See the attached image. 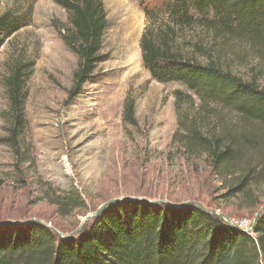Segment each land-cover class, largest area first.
Wrapping results in <instances>:
<instances>
[{
	"label": "trees",
	"instance_id": "16d2710c",
	"mask_svg": "<svg viewBox=\"0 0 264 264\" xmlns=\"http://www.w3.org/2000/svg\"><path fill=\"white\" fill-rule=\"evenodd\" d=\"M54 2L67 11L72 26L64 40L79 57L70 91L77 98L101 61L106 11L102 0ZM154 11L141 39L144 67L155 81L188 89L174 93L173 144L188 159L206 157L219 178L234 177L232 192L253 200L251 189L264 185V0H169ZM22 25L13 12L0 16V49ZM194 31L204 38L185 40L181 47L180 40ZM238 46L245 52L235 51ZM246 57L255 63L248 78L234 70ZM32 69L17 60L6 79L5 142L21 164L27 162L22 139ZM124 111L125 121L137 125L135 103L127 100ZM48 198L61 216L86 209L76 189L50 192ZM252 232L191 204L122 201L70 239L39 224L0 227V264H264V213Z\"/></svg>",
	"mask_w": 264,
	"mask_h": 264
},
{
	"label": "rangeland",
	"instance_id": "374dc122",
	"mask_svg": "<svg viewBox=\"0 0 264 264\" xmlns=\"http://www.w3.org/2000/svg\"><path fill=\"white\" fill-rule=\"evenodd\" d=\"M102 1L107 28L101 61L74 98L70 91L79 57L64 40L72 28L67 11L54 0H0V16L13 12L23 21L0 49V224L42 222L61 238L75 237L104 205L132 199L202 207L228 216L253 235L264 210V185L251 189L250 200L232 192L234 177L219 178L206 157L188 159L172 142L178 129L174 93L188 89L177 82L159 83L144 67L142 35L155 17L153 9L169 0ZM199 35L205 36L186 34L180 46ZM128 46L133 49L130 64L123 58ZM17 60L33 65L25 87L23 164L5 142L10 117L6 79ZM245 60L234 70L248 78L255 63ZM127 100L135 103V126L124 119ZM70 189L81 193L86 209L61 216L48 196Z\"/></svg>",
	"mask_w": 264,
	"mask_h": 264
},
{
	"label": "water",
	"instance_id": "95a60500",
	"mask_svg": "<svg viewBox=\"0 0 264 264\" xmlns=\"http://www.w3.org/2000/svg\"><path fill=\"white\" fill-rule=\"evenodd\" d=\"M132 199H124L123 201H131ZM134 201H139V200H134ZM141 201H143V202H148V203H153V202H149V201H147V200H141ZM118 203H120V201L119 200H114V201H111V202H109V203H107L106 205H104L100 210H99V212L97 213V215L96 216H98V215H100V214H102L106 209H108V208H110L111 206H113V205H116V204H118ZM154 204V203H153ZM186 206V204H179V205H172V204H170V207H174V208H182V207H185ZM199 208H201V209H203L202 207H199ZM204 210V209H203ZM208 212V211H207ZM209 213H211L212 215H214V216H217V217H219L220 219H222L225 223H227L228 225H230V226H232V227H236V225H234V223L231 221V219L228 217V216H225V215H222V214H219L218 212H209ZM264 213V210H262L261 212H260V214L258 215V217H257V220H258V218L261 216V214H263ZM93 218V216H89V217H87V219L85 220V222H87L88 220H90V219H92ZM39 223V225H42V226H45V227H48V228H50V229H52L54 232H56V230L53 228V227H51V226H48L47 224H45V223H42V222H38ZM256 223V222H255ZM6 225H10V224H8V223H6V224H0V227H3V226H6ZM82 229V228H81ZM253 229H254V226H253V228H252V230L251 231H253ZM245 232V231H244ZM62 236V235H61ZM63 237V236H62ZM64 239H70V238H72V237H63Z\"/></svg>",
	"mask_w": 264,
	"mask_h": 264
},
{
	"label": "bare ground",
	"instance_id": "6f19581e",
	"mask_svg": "<svg viewBox=\"0 0 264 264\" xmlns=\"http://www.w3.org/2000/svg\"><path fill=\"white\" fill-rule=\"evenodd\" d=\"M135 21V20H134ZM133 21V22H134ZM136 22V21H135ZM137 24V23H136ZM131 30V29H130ZM126 33H128V32H126ZM129 34V33H128ZM136 37V36H135ZM131 41V40H130ZM133 42H135V41H133ZM129 43V42H128ZM127 43V44H128ZM131 43V42H130ZM130 45V44H129ZM131 46V45H130ZM130 46H128V47H130ZM128 49V48H127ZM132 51H133V49L130 47V49L128 50V52H127V56L126 57H124L125 56V54H124V56H123V58H125L126 60H127V62L130 64V61H132L133 60V55H132ZM134 51H135V49H134ZM125 53V52H124ZM122 56V55H121ZM121 59H122V57H121ZM125 59H123V60H125ZM133 64V63H132ZM133 67H131V69H132ZM133 70V69H132Z\"/></svg>",
	"mask_w": 264,
	"mask_h": 264
}]
</instances>
